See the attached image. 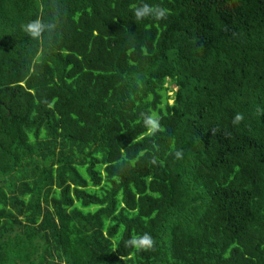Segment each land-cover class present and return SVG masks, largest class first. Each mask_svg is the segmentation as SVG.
<instances>
[{
  "label": "trees",
  "instance_id": "1",
  "mask_svg": "<svg viewBox=\"0 0 264 264\" xmlns=\"http://www.w3.org/2000/svg\"><path fill=\"white\" fill-rule=\"evenodd\" d=\"M258 108L264 0H0V264H264Z\"/></svg>",
  "mask_w": 264,
  "mask_h": 264
},
{
  "label": "clouds",
  "instance_id": "2",
  "mask_svg": "<svg viewBox=\"0 0 264 264\" xmlns=\"http://www.w3.org/2000/svg\"><path fill=\"white\" fill-rule=\"evenodd\" d=\"M132 14L135 17V20L141 21L145 18H151L155 21H160L165 19L168 15V9L161 7L159 5H150L148 3H141L139 5H132L131 8ZM57 25L53 20H42L40 17H36L34 19H30L27 22L20 25L21 31L30 38L38 43L43 44L45 36H50L56 31ZM129 53L134 51L133 48L128 49ZM141 53L146 55L147 50L141 47ZM39 57V54L37 58ZM257 112L261 115L264 113V109H257ZM243 115L239 112L235 113L231 119L232 125H237L243 120ZM159 117L155 114H148L143 116V124L147 128V134L152 135L156 131L159 130L160 125L158 123ZM139 122V121H137ZM215 131V129H212ZM174 156L176 159H180L182 157L181 151H175ZM153 163L156 161L153 160ZM153 245V240L151 236L147 233L143 234H132L130 238L125 242L126 247H131L135 250L147 249L151 248ZM227 254H225L226 257Z\"/></svg>",
  "mask_w": 264,
  "mask_h": 264
}]
</instances>
